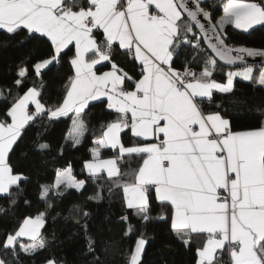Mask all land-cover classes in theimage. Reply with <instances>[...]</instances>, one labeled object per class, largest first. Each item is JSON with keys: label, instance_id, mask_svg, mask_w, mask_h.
Returning a JSON list of instances; mask_svg holds the SVG:
<instances>
[{"label": "snow or ice", "instance_id": "snow-or-ice-1", "mask_svg": "<svg viewBox=\"0 0 264 264\" xmlns=\"http://www.w3.org/2000/svg\"><path fill=\"white\" fill-rule=\"evenodd\" d=\"M257 26L264 28V0H222L218 17L210 0H0V31L35 44L0 87V197L14 206L29 182L13 157L34 126L41 154L51 149L44 134L63 118L71 120L65 144L79 146L91 109L103 105L113 118L92 141L87 178L78 179L70 163L54 168L51 182L39 185L42 200L103 181L143 223L159 209L176 239L194 249L193 264H264V120L239 130L221 104L210 107L215 93L233 92L237 77L264 86V68L257 75L247 65L227 71L225 82L214 78L218 61L264 57V49L227 43L229 28L251 34ZM65 65L61 94L49 102L47 78ZM103 184L89 200L103 199ZM52 207L0 237V264L47 249L42 229ZM120 219L131 236L135 226ZM95 243L89 236L90 253ZM147 243L141 234L124 264H143ZM45 264L63 262L53 255ZM92 264H103L101 257Z\"/></svg>", "mask_w": 264, "mask_h": 264}, {"label": "trees", "instance_id": "trees-1", "mask_svg": "<svg viewBox=\"0 0 264 264\" xmlns=\"http://www.w3.org/2000/svg\"><path fill=\"white\" fill-rule=\"evenodd\" d=\"M213 11L218 17L222 15L220 0H210ZM251 31V30H250ZM24 36L9 40L3 31H0V87L11 84L14 73L9 68L14 62L22 58L26 51L35 47L34 43L20 45L18 40ZM7 47H4V44ZM227 43L233 47H249L264 49V28L257 27L251 34L239 30H228ZM255 74L263 67L254 66ZM106 70V69H105ZM69 68L65 65L59 71L54 70L47 78V92L45 100L54 103L61 94V86ZM230 69L217 64L214 78L225 82V73ZM215 104H221L229 113L234 126L243 130L258 125L264 120V86L252 81L236 79L232 93L214 94ZM4 110V102L0 101V111ZM113 117L105 110L103 105L91 109L89 116V131L85 134L83 143L73 147L71 142L65 144V137L71 127V120L63 118L49 127L43 136V141L51 145L47 153H39L32 144L36 139L37 127H33L25 141L16 149L13 157L18 171L29 177V182L23 185V193L17 198L14 206H10L6 198L0 197V208L6 211L0 213V237L26 216H35L38 212L48 208L46 224L42 232L48 242L46 250H41L34 256L21 253V264H45L50 256H55L63 264H92L95 256H100L103 264H124L127 251L132 248V242L141 234L148 241L145 247L143 264H193V251H189L181 244L169 227V222L159 219V209L152 213L153 219L143 223L132 215L131 210L123 206L122 194L118 190L109 193L108 185L103 181L93 183L89 180L83 190H68L63 197L54 198L45 202L39 197V185L49 183L53 179L54 168L72 165L74 174L78 179H86L87 173L83 171L84 161L90 159L89 149L93 146V139L100 133V125ZM63 147V155H60ZM105 157L111 152L106 151ZM98 184H103L100 200H89L101 189ZM25 200L30 203L26 204ZM79 206L89 213L87 219L77 215L76 207ZM122 216H128L129 222L135 226L131 236H124L126 225L121 221ZM79 219V223H77ZM87 223V232L82 227ZM95 240V253L88 251V237ZM24 242H28L24 240Z\"/></svg>", "mask_w": 264, "mask_h": 264}, {"label": "water", "instance_id": "water-1", "mask_svg": "<svg viewBox=\"0 0 264 264\" xmlns=\"http://www.w3.org/2000/svg\"><path fill=\"white\" fill-rule=\"evenodd\" d=\"M222 3V0H220L219 5ZM235 55V53H233ZM219 64L222 66L228 68V69H238L245 65L247 66H261L264 68V57H245L244 64H241L240 62H237L236 65H226L223 61H218Z\"/></svg>", "mask_w": 264, "mask_h": 264}, {"label": "crops", "instance_id": "crops-1", "mask_svg": "<svg viewBox=\"0 0 264 264\" xmlns=\"http://www.w3.org/2000/svg\"><path fill=\"white\" fill-rule=\"evenodd\" d=\"M257 27H259V26H257ZM239 31H240V30H239ZM254 70H255V68H254ZM236 79H242V78L237 77ZM236 79H235V80H236ZM234 82H235V81H234ZM42 230H43V229H42ZM24 240H27V239L25 238ZM135 240H136V239H134L133 242H132V247H134Z\"/></svg>", "mask_w": 264, "mask_h": 264}, {"label": "rangeland", "instance_id": "rangeland-1", "mask_svg": "<svg viewBox=\"0 0 264 264\" xmlns=\"http://www.w3.org/2000/svg\"><path fill=\"white\" fill-rule=\"evenodd\" d=\"M253 67V66H252ZM254 68V67H253ZM231 70H239V68L238 69H231Z\"/></svg>", "mask_w": 264, "mask_h": 264}]
</instances>
